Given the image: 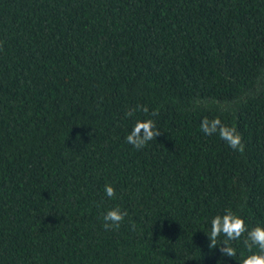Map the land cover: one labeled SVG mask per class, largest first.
<instances>
[{
  "label": "trees",
  "instance_id": "obj_1",
  "mask_svg": "<svg viewBox=\"0 0 264 264\" xmlns=\"http://www.w3.org/2000/svg\"><path fill=\"white\" fill-rule=\"evenodd\" d=\"M225 209L264 226V0H0V264H240Z\"/></svg>",
  "mask_w": 264,
  "mask_h": 264
},
{
  "label": "clouds",
  "instance_id": "obj_2",
  "mask_svg": "<svg viewBox=\"0 0 264 264\" xmlns=\"http://www.w3.org/2000/svg\"><path fill=\"white\" fill-rule=\"evenodd\" d=\"M137 109L145 114L149 112L147 106L138 105ZM137 109L126 111L125 116H133ZM157 115V110L151 112V116ZM200 130L208 136L218 135L233 151L243 153L242 137L236 128L222 123L218 117L212 120L205 117L201 121ZM159 135H161V131L156 127L152 119L136 120L125 139L126 143L137 150H141ZM104 192L110 199L116 196L115 189L111 185L106 184ZM127 215V211H121L118 206L108 210L103 215V228L106 231L118 230ZM132 227L134 228L135 225H132ZM221 236L224 237V240L217 246L218 238ZM241 238H243V246L249 254L240 257V264H264V226L257 225L249 229L246 227L244 220L234 214L231 209H225L223 215L217 214L211 219L207 236L210 249L219 248L223 256L235 257L237 251L231 246L230 242L241 240ZM220 245L223 246L220 247ZM253 249L256 251H253Z\"/></svg>",
  "mask_w": 264,
  "mask_h": 264
}]
</instances>
